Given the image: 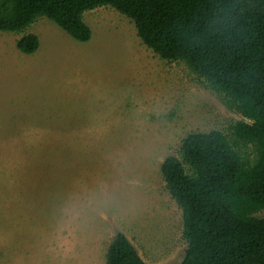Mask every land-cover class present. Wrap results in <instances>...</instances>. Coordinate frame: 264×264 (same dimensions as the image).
Returning <instances> with one entry per match:
<instances>
[{"label":"rangeland","instance_id":"374dc122","mask_svg":"<svg viewBox=\"0 0 264 264\" xmlns=\"http://www.w3.org/2000/svg\"><path fill=\"white\" fill-rule=\"evenodd\" d=\"M82 19L86 42L43 16L0 31V264H105L117 232L145 264H179L181 210L160 165L187 134L230 137L249 120L112 7ZM27 33L39 41L31 54L16 48Z\"/></svg>","mask_w":264,"mask_h":264},{"label":"trees","instance_id":"16d2710c","mask_svg":"<svg viewBox=\"0 0 264 264\" xmlns=\"http://www.w3.org/2000/svg\"><path fill=\"white\" fill-rule=\"evenodd\" d=\"M110 6L130 19L159 58L181 61L224 104L249 120L187 134L160 173L181 210L186 248L179 264H264V0H0V31L20 32L43 16L78 42L91 37L82 14ZM33 33L16 48L31 54ZM250 144L251 158L236 149ZM105 264H145L121 233Z\"/></svg>","mask_w":264,"mask_h":264}]
</instances>
